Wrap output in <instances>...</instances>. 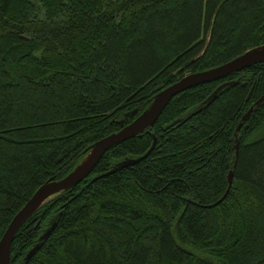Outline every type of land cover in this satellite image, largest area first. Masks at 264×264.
I'll return each mask as SVG.
<instances>
[{
    "label": "trees",
    "instance_id": "trees-1",
    "mask_svg": "<svg viewBox=\"0 0 264 264\" xmlns=\"http://www.w3.org/2000/svg\"><path fill=\"white\" fill-rule=\"evenodd\" d=\"M261 45L264 0H0V239L160 90ZM263 95L264 62L174 96L27 219L11 264H264V102L241 121Z\"/></svg>",
    "mask_w": 264,
    "mask_h": 264
},
{
    "label": "water",
    "instance_id": "water-1",
    "mask_svg": "<svg viewBox=\"0 0 264 264\" xmlns=\"http://www.w3.org/2000/svg\"><path fill=\"white\" fill-rule=\"evenodd\" d=\"M263 62L264 45H261L250 49L238 57L219 66L187 74L180 80L160 90L154 96L149 106L143 112H141L134 121L125 126L123 125L124 123L121 122V128L118 131L113 132L112 134L94 142L89 147L85 158L68 175L59 180L47 182L39 187V189L34 193L26 205L14 216L2 238L0 239V264H11V246L13 239L19 229L23 226L27 219L32 216V214H34L47 200H49L54 195L64 190L70 189L84 180L93 171L105 152L112 146L148 130V128L158 120L161 113L174 96L195 85L225 78L229 74L240 72L251 65ZM228 84H233V82H225L219 85L209 98L214 99L216 94ZM262 102H264V95L258 99L255 104L246 112L241 121H244L249 116V114L254 111L255 107ZM240 126L241 124L238 125L237 131L239 130ZM155 144L156 138L154 137L152 147L143 157L149 155L151 150L155 147ZM238 148L239 147L237 143L236 155H238ZM228 179L230 188L233 179L232 171L229 172ZM54 228L55 224L48 228L40 236L39 240L43 241L46 239ZM40 247L41 242L37 243L31 250H29L25 257L26 263L33 255H35Z\"/></svg>",
    "mask_w": 264,
    "mask_h": 264
}]
</instances>
